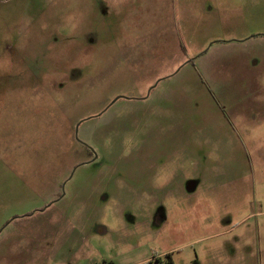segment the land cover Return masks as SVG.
I'll return each instance as SVG.
<instances>
[{
	"label": "rangeland",
	"instance_id": "1",
	"mask_svg": "<svg viewBox=\"0 0 264 264\" xmlns=\"http://www.w3.org/2000/svg\"><path fill=\"white\" fill-rule=\"evenodd\" d=\"M169 257L264 264V0H0V264Z\"/></svg>",
	"mask_w": 264,
	"mask_h": 264
},
{
	"label": "flooded vegetation",
	"instance_id": "2",
	"mask_svg": "<svg viewBox=\"0 0 264 264\" xmlns=\"http://www.w3.org/2000/svg\"><path fill=\"white\" fill-rule=\"evenodd\" d=\"M169 263H171V264H172V261H171L170 257H169ZM110 264H111V263H110Z\"/></svg>",
	"mask_w": 264,
	"mask_h": 264
},
{
	"label": "water",
	"instance_id": "3",
	"mask_svg": "<svg viewBox=\"0 0 264 264\" xmlns=\"http://www.w3.org/2000/svg\"><path fill=\"white\" fill-rule=\"evenodd\" d=\"M77 128H78V125L76 126L75 131H77Z\"/></svg>",
	"mask_w": 264,
	"mask_h": 264
}]
</instances>
